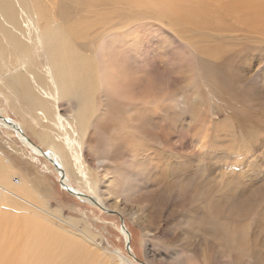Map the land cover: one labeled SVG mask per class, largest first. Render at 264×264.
I'll return each instance as SVG.
<instances>
[{"label": "bare ground", "instance_id": "1", "mask_svg": "<svg viewBox=\"0 0 264 264\" xmlns=\"http://www.w3.org/2000/svg\"><path fill=\"white\" fill-rule=\"evenodd\" d=\"M0 82L10 107L55 149L41 152L21 122L1 115L0 126L49 158L81 201L106 209L100 182L73 163L85 156L105 169L92 153L106 142L107 160L117 163L101 180H114V190L105 187L110 199L190 197L180 227L195 244L181 264H216L215 255L219 264H264V181L243 168L264 139V0H0ZM208 100L222 106V120L206 114ZM185 119L196 132L181 140ZM173 134L178 142H164ZM221 151L230 157L207 155ZM12 176L1 154L0 264H125L88 230H68L73 223L48 212L33 182ZM37 214L52 216L50 229ZM176 256L168 262L180 264Z\"/></svg>", "mask_w": 264, "mask_h": 264}, {"label": "rangeland", "instance_id": "2", "mask_svg": "<svg viewBox=\"0 0 264 264\" xmlns=\"http://www.w3.org/2000/svg\"><path fill=\"white\" fill-rule=\"evenodd\" d=\"M4 92L3 82H0V116L2 115L4 120L9 118L16 122H21V124L23 123L26 126L27 123L23 121V118L18 116L9 103H7V99L5 100L6 96ZM76 108H74V113H76ZM177 108L180 109L179 105ZM223 113L219 102L215 104L212 100H208L206 114L210 118L222 120L224 118ZM177 125L181 127V124ZM195 125V122L185 119L184 128L179 132L180 139L187 140L193 136ZM206 128L209 129L208 126ZM234 131L238 136L241 134V130L237 127H235ZM39 132V128L35 126L33 129H31V126H26L25 133L22 131L33 144L39 147L41 152L48 153L49 150L55 149L49 148L51 145L44 144L41 140L39 141ZM164 142L174 143L178 142V140H176L175 134H173L172 136H168ZM104 146L100 147L104 149H95L94 153H92V160L94 164L95 161L104 160L106 164L105 169L99 168L100 166H94L95 168L93 169V166L85 156L84 158L82 157V161L75 160L76 157L73 158L75 171L78 173L86 172L89 179L100 182L101 186L99 187L102 193L100 197L106 208L101 209L99 206H93L85 201H81L79 197L65 190L60 184V175L49 158L44 157L41 153V156H39L27 143L18 138L12 129L0 126V155L2 154V156L10 161L13 174L12 181L17 178L22 183L24 179L29 183L33 182L34 188L32 191H36L40 198H42H37V200H43L42 202L47 206L48 212L51 214L58 212V218L61 217L60 219L73 223L71 228H67L68 230H75L76 233L88 230L91 238L100 248V251L111 253L109 256L120 252V254H116L124 260L125 264H136L134 261L142 262V264H170L169 260L172 254L176 256L177 251H179L178 249H183L186 254L182 253V250V254L179 257L176 256L175 263L181 264L186 261L187 257H189L187 250L190 251L195 243L187 240L180 227V223L194 208L190 197L187 196V199L184 197L175 199L170 196L169 199L164 200L161 193L152 194L151 197H146L148 196L147 193H140L132 197H126L124 194L111 195L113 199H110L107 195H104L106 191L105 187L109 185L114 190L115 188L111 186L114 180L109 179L106 183H103L101 180L106 177L107 173L114 171L113 166L117 163L107 160L108 157L105 154L106 142H104ZM109 149L113 150L114 146L110 145ZM192 151L193 149L181 151V155L183 158H188L192 154ZM220 154L227 158L230 157L226 151L213 152L207 155L217 160V158L220 159ZM202 159L206 160L204 157ZM260 161H264V139L257 141L254 151L248 155L243 166L247 172L246 176L254 177L256 182L264 181V165H261ZM226 165L224 161L220 163V167H225ZM229 166L235 168L233 164ZM95 170L97 171L95 172ZM213 172H215L213 177L219 175L217 168H214ZM66 173L73 188L79 187L80 182L77 176L68 170ZM233 174H237L236 169H234ZM21 182L14 184L21 185ZM142 188H147V186H143ZM82 189L84 191L87 190L85 183ZM141 204L142 206L143 204H147L148 206L143 209ZM135 213L136 216L133 217ZM38 216L43 219L47 228L50 229V218L52 216L46 215L47 217L49 216L48 218L42 215ZM140 217H143L142 221H137ZM122 220L126 229L130 232L131 252L136 260L131 259L133 256L126 250V236L121 232ZM54 222L56 223V228L60 222L58 220L55 221V217ZM107 258L109 259V257ZM214 260L216 264H219L222 260L221 255H215ZM120 261L117 260V263ZM246 263L251 264L250 260H247Z\"/></svg>", "mask_w": 264, "mask_h": 264}, {"label": "water", "instance_id": "3", "mask_svg": "<svg viewBox=\"0 0 264 264\" xmlns=\"http://www.w3.org/2000/svg\"><path fill=\"white\" fill-rule=\"evenodd\" d=\"M53 165H55V164H53ZM64 178H65V176H63V175H61L60 176V179L62 180V182H63V180H64ZM60 183L61 184V186L63 185L66 189L65 190H67L70 194L72 193V194H74V196H77V197H79V196H81L82 194L80 193V192H77V191H75L74 189H72L71 187H68V186H66V185H64L63 183ZM62 186V187H63ZM107 211V210H106ZM121 228L123 229V228H125V225H124V221L122 220V224H121ZM131 242L128 240V241H126V250H127V252L130 254V255H132L131 254ZM133 258H134V256H133ZM135 260H136V258H134Z\"/></svg>", "mask_w": 264, "mask_h": 264}, {"label": "snow or ice", "instance_id": "4", "mask_svg": "<svg viewBox=\"0 0 264 264\" xmlns=\"http://www.w3.org/2000/svg\"><path fill=\"white\" fill-rule=\"evenodd\" d=\"M140 55L141 56H144L143 53H141ZM144 58H145L146 62H148V63H151L152 62L149 57H144ZM249 144H250V138L246 136L245 140L242 143V147L245 148V149H247L249 147ZM136 163H141V161L140 160H137ZM176 254L178 255L179 252H177Z\"/></svg>", "mask_w": 264, "mask_h": 264}]
</instances>
